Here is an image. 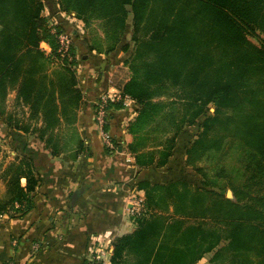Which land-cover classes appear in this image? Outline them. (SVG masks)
Segmentation results:
<instances>
[{"label": "trees", "instance_id": "1", "mask_svg": "<svg viewBox=\"0 0 264 264\" xmlns=\"http://www.w3.org/2000/svg\"><path fill=\"white\" fill-rule=\"evenodd\" d=\"M58 3L61 12L76 15L85 26L100 23L107 46L95 41L91 50L98 55L116 50L132 15L133 52L126 63L132 76L121 90L138 105L127 127L132 136L128 149L136 159V188L145 203L134 218L135 230L113 241L110 264H197L213 252L210 264H264V0ZM44 11V0H0V111L15 90L29 108L31 124L17 121L12 127L36 137L52 156L74 151L78 159L90 155V148L76 139V130L63 145L56 132L62 125H76L83 103L72 68L80 35L70 26L50 24ZM259 32L260 47L249 39L259 38ZM63 33L73 36L67 57L58 52L57 37ZM42 43L49 45V53ZM210 106L215 112L206 116ZM123 108L122 101L110 104L109 132L111 110ZM202 116L203 131L187 151L188 165L220 154L225 133L238 139L250 177L243 185L231 184L235 202L209 191L208 182L202 187L184 179L154 183L143 172L165 167L184 129ZM113 140L118 150L121 142ZM19 143L24 159L6 171L7 191L0 197V215L11 218L33 209L32 194L41 182L39 149Z\"/></svg>", "mask_w": 264, "mask_h": 264}, {"label": "crops", "instance_id": "2", "mask_svg": "<svg viewBox=\"0 0 264 264\" xmlns=\"http://www.w3.org/2000/svg\"><path fill=\"white\" fill-rule=\"evenodd\" d=\"M76 45L82 52V45ZM41 48L46 53L50 52L46 43H42ZM83 57L78 70L83 110L77 122L79 132L76 139L88 145L90 155L86 153L74 159L71 154L74 151H64L52 156L36 137L17 132L12 127L17 121L31 124L29 108L17 99L15 90L9 91L3 103L4 113L0 111V175L17 164L19 154L25 155L19 143L23 141L30 148L39 149L36 150V166L41 182L32 194L33 209L27 215L22 218L0 215V264H84L86 250L93 239L112 232L110 243L112 238L135 230L134 227L122 235H115L129 225L121 212L122 201L128 186H136L135 177L139 169L130 168L125 156L105 152L94 120L96 100L106 89L115 90L108 85L112 73L108 75L106 71L115 67L117 57L114 54L108 57L86 54ZM137 110L138 105L133 102L129 107L110 112V134L117 141H123L124 145L132 141L127 127L137 115ZM32 124V127L36 124L41 126L42 122L38 120ZM177 155L179 153L175 149L167 166L144 171L145 174L160 172V178L147 176V179L154 183L181 179L189 182L182 175L178 177V168H175ZM162 176L167 179H161ZM22 186H26L25 179H22ZM5 190V185L0 183V197L6 194ZM35 242L40 245L36 251L32 249Z\"/></svg>", "mask_w": 264, "mask_h": 264}, {"label": "rangeland", "instance_id": "3", "mask_svg": "<svg viewBox=\"0 0 264 264\" xmlns=\"http://www.w3.org/2000/svg\"><path fill=\"white\" fill-rule=\"evenodd\" d=\"M58 1L59 0H44V3H45L44 16H46L49 19L50 24H53V25L64 24V25L70 26L73 31L74 30L80 31L79 32L80 37H79L78 43L82 45L81 47L83 48V51L81 52L79 48L77 47L78 50L76 53L77 55L76 62L72 64V68L75 71L76 78L78 81V87L80 88L79 78H78L79 64L82 63V59L84 58L83 56L86 54L87 55L91 54L93 57H96L98 55L96 52H93V50H91V47L95 45V41L98 42V44L101 45L104 49L106 48L107 43H106L105 35H104L103 29L99 22H94L90 27H88V26H85L82 21L78 20L76 18V15L61 12ZM71 35H69V37L72 39V46H73V36ZM257 35H259V38L250 37L249 39L255 46L260 47L261 39H263V34L259 32ZM132 38H133V32H132V15H131L128 19L127 29H126L125 35L121 43L117 46L116 50L113 53H110V54H114L115 57H117L116 58L117 63L115 67H109V71L108 70L106 71L108 75L112 73V75L110 76L111 78H109L111 80L109 81L108 85L113 86L115 90H110L109 88L106 89L103 92V94L100 95L99 98L96 100V102L94 103V120L96 116V109L98 106V102L101 100L102 96L112 97L115 95L116 96L115 101L114 102L110 101L111 103H117L121 98L120 101L127 103V105H124L125 108L129 107L134 102L129 97L123 95L122 90H121L123 86L125 85V83H127L131 79V76H132L129 67L126 64L127 61L131 59V55L133 52ZM124 47H129V50L125 51ZM110 54H103V55L108 57V55ZM70 61H73V56H71ZM107 65L110 66L108 61H107ZM162 101H167V99L163 98ZM82 106H83V103L77 112L78 119H79V115L82 112L81 110H83ZM214 112H215V108L213 106H210L209 112L206 114V116H210ZM136 116H133V119H135ZM206 116L200 117L194 126L186 127L183 133L178 138V141L176 143V150L179 153V155H177L176 162H175V168H178L177 169L178 177L182 175V178H187L189 182L194 186L202 187L204 183L208 182L210 183V187H208L209 191H215L216 193L224 194L226 198L235 202V198L233 194L231 198H229V196L227 195L229 191L232 192L231 184L238 185V186L243 185L244 182L247 181L248 178L250 177V172L246 170L248 166L247 153L245 151H241L243 149L242 147H240L238 139H235L233 136H229V134L225 133L223 150L220 154H216V155L213 154L212 157L208 159L204 158L201 160H196L193 165L191 164L188 165L187 151L192 147L193 142L199 137V135L201 134V131H203L202 124ZM95 123H96V127L98 130L99 136H100L99 127H98L96 120H95ZM107 127H106V131L110 134ZM74 130H76V132H79V127L77 126V123L74 127L62 125L59 128L56 134L58 135V137H60V139L62 138L60 145H63L64 143L63 139L69 138L74 133L73 132ZM221 135H223V133H221ZM214 136H215L214 134H211L209 138H212ZM100 139L103 143L101 136H100ZM111 139L115 146V150L111 149V151L113 153H118V154L125 156L126 164H128L130 168L136 169L137 168L136 159L134 155L128 149V145L131 142L127 145L125 144L126 145L125 147L124 142L120 141L121 146L119 147V149L122 148V151L119 152V149L117 150V146L115 145V142L112 136H111ZM18 159L19 160L17 161V164H20V161L24 159V155L19 154ZM156 168L158 169V167ZM144 171L146 170H143V172ZM152 173L153 172L151 173L146 172V175L151 176L154 179H158V177L160 176L159 175L160 172H155L153 174ZM220 173H223L222 178L218 177ZM224 175L226 178H223ZM0 177H1L0 183L2 184V186L5 185V188L7 190V183H8L9 176L6 177V174H1ZM172 177H175V176H172ZM164 178L167 179V177H163V176L161 177V179H164ZM128 188L129 190L124 195L125 197L123 198V201H122L123 210L121 212L124 213V219H126L129 225L124 227L122 230L118 231L115 235H122L125 232L131 231V228H134V227L136 228L134 218L136 217V215H138V213L142 212V210L144 209V203H145L144 193L138 191L136 186L134 187L128 186ZM6 190L4 193H6ZM140 195L144 197V203L142 204V206L139 207L137 205V200L139 199ZM73 200L75 199L73 198ZM139 209H140V212H139ZM190 222L192 223V221ZM111 235H112V232H109L107 234H103V237H98L97 239H93L90 242L86 250L87 257L85 258V264H91V263L94 264L95 261H97V260L94 261V258L90 260L91 254H93V256L99 255V257H101V259L97 261L98 264H106V263L109 264L110 263L111 254L113 253V250H114L113 241L117 238V237L112 238L111 242L109 243L108 241L110 240ZM39 246H40L39 243L35 242L32 246V249L36 251L39 248ZM213 254L214 252L205 255V257L197 264H210V260L213 257ZM11 263L13 264V262H10L8 264H11Z\"/></svg>", "mask_w": 264, "mask_h": 264}, {"label": "built area", "instance_id": "4", "mask_svg": "<svg viewBox=\"0 0 264 264\" xmlns=\"http://www.w3.org/2000/svg\"><path fill=\"white\" fill-rule=\"evenodd\" d=\"M53 33H55V30H53ZM57 40H58V45H59L58 52L60 53V55L63 57L69 56L70 51H71V46H72V39L69 37L68 34L63 33L61 35H58ZM115 97H116L115 95L112 97H110V96H104L103 97L102 96L101 100L98 102V106L96 109V116H95V120L98 124L100 136L103 140L104 146L107 149H109L110 151H111V149L115 150V146L112 142L111 135L106 131V127L108 126L109 106H110V104H112L110 101L114 102ZM120 100H121V98H120ZM125 101H126V99H125ZM123 104L127 105L126 102H123ZM143 203H144V197L142 195H140L139 199L137 200V205L140 207V206H142ZM17 207H19V206H17ZM139 212H140V209H139ZM93 258H94V261L95 260L98 261L99 259H101V257H99V255L93 256V254H91L90 260H92ZM97 261H95L94 264H98Z\"/></svg>", "mask_w": 264, "mask_h": 264}, {"label": "water", "instance_id": "5", "mask_svg": "<svg viewBox=\"0 0 264 264\" xmlns=\"http://www.w3.org/2000/svg\"><path fill=\"white\" fill-rule=\"evenodd\" d=\"M121 151H122V148L119 149V152H121ZM232 194L233 193L231 191H229L227 195L229 196V198H231L232 197Z\"/></svg>", "mask_w": 264, "mask_h": 264}]
</instances>
